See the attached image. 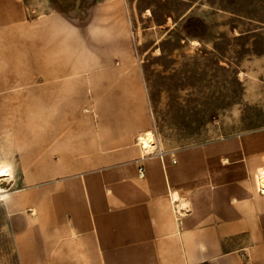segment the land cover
<instances>
[{
  "label": "rangeland",
  "instance_id": "obj_1",
  "mask_svg": "<svg viewBox=\"0 0 264 264\" xmlns=\"http://www.w3.org/2000/svg\"><path fill=\"white\" fill-rule=\"evenodd\" d=\"M20 7L21 17L0 28V118L6 138L14 128L19 134L22 174L45 145L55 149L68 135L76 149L97 59L142 63L164 149L264 127V0H21ZM47 169L56 176L1 184L0 264H24L28 220L44 225L47 186L80 171V162Z\"/></svg>",
  "mask_w": 264,
  "mask_h": 264
},
{
  "label": "crops",
  "instance_id": "obj_2",
  "mask_svg": "<svg viewBox=\"0 0 264 264\" xmlns=\"http://www.w3.org/2000/svg\"><path fill=\"white\" fill-rule=\"evenodd\" d=\"M20 1L0 0V28L21 17ZM101 62L76 149L68 135L45 145L22 174L19 134L6 138L0 118V188L6 178L56 176L47 169L55 161L80 162L47 186L44 225L28 220L24 264H264V127L174 149L156 137L144 153L139 136L156 131L142 63Z\"/></svg>",
  "mask_w": 264,
  "mask_h": 264
},
{
  "label": "bare ground",
  "instance_id": "obj_3",
  "mask_svg": "<svg viewBox=\"0 0 264 264\" xmlns=\"http://www.w3.org/2000/svg\"><path fill=\"white\" fill-rule=\"evenodd\" d=\"M152 130L141 134L138 138L140 147L144 153H151L156 149V138ZM260 186L264 191V174L260 175Z\"/></svg>",
  "mask_w": 264,
  "mask_h": 264
},
{
  "label": "built area",
  "instance_id": "obj_4",
  "mask_svg": "<svg viewBox=\"0 0 264 264\" xmlns=\"http://www.w3.org/2000/svg\"><path fill=\"white\" fill-rule=\"evenodd\" d=\"M139 176L140 177H143L144 176V170H143L142 167H140V169H139ZM174 211H176V210H174Z\"/></svg>",
  "mask_w": 264,
  "mask_h": 264
},
{
  "label": "snow or ice",
  "instance_id": "obj_5",
  "mask_svg": "<svg viewBox=\"0 0 264 264\" xmlns=\"http://www.w3.org/2000/svg\"><path fill=\"white\" fill-rule=\"evenodd\" d=\"M4 175V171L0 170V176Z\"/></svg>",
  "mask_w": 264,
  "mask_h": 264
}]
</instances>
